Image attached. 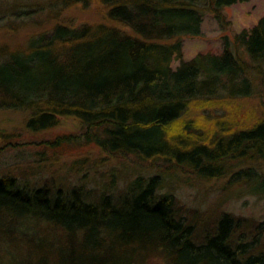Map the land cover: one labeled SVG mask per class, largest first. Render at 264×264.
Returning a JSON list of instances; mask_svg holds the SVG:
<instances>
[{
  "label": "trees",
  "instance_id": "obj_1",
  "mask_svg": "<svg viewBox=\"0 0 264 264\" xmlns=\"http://www.w3.org/2000/svg\"><path fill=\"white\" fill-rule=\"evenodd\" d=\"M98 1L99 22L58 21L23 48L0 46V111L24 113L36 135L76 124L29 142L36 163L75 184L0 177V264H264L238 235L241 217L223 213L199 240L161 192L192 174L264 196V15L224 36L221 53L184 60L205 12L225 27L224 9L247 0ZM8 136L0 127V142ZM123 166L135 175L120 194Z\"/></svg>",
  "mask_w": 264,
  "mask_h": 264
},
{
  "label": "rangeland",
  "instance_id": "obj_2",
  "mask_svg": "<svg viewBox=\"0 0 264 264\" xmlns=\"http://www.w3.org/2000/svg\"><path fill=\"white\" fill-rule=\"evenodd\" d=\"M224 14L225 27L211 12L204 13L201 35L185 37L183 40L184 60H190L199 53H221L224 36L233 41L235 34L253 26L264 15V0L234 3L224 9ZM101 16L98 0L91 1L87 6L81 3L73 4L72 0H0V46L23 48L32 35L50 29L58 21L79 25L99 22ZM236 51L248 60L243 49L237 48ZM180 62L181 60H174L173 67H177ZM255 80L256 89L263 93L259 77ZM25 117L21 112L0 111V127L9 134L8 139L0 142V177L10 169L11 174L23 178L24 181H31L32 186L48 183V186L52 187L50 184L53 183L56 188L61 185L67 188L68 185L75 184L76 177L68 176L66 171H54L46 162L43 165L36 163L31 157V154L34 155V147L30 144L31 141H39L41 137L49 138L59 133L74 131V120L63 118L57 127L36 135L24 128ZM63 162L68 164L70 160ZM63 162L60 166L67 170L69 165H64ZM128 165L131 167V162ZM120 168L124 172L118 178L115 188L117 193L124 194L130 179L135 175V170L129 171L126 166ZM146 170L144 169L145 173ZM51 173L60 178H51ZM95 174L97 175L98 171ZM228 182L226 178L180 174L161 192L168 191L177 197L182 215L194 224V233L199 240L213 231L223 213H228L243 219L238 235L241 234L247 240L257 243L254 253L264 254V196L251 194L238 184L230 186ZM90 185L97 187L95 183Z\"/></svg>",
  "mask_w": 264,
  "mask_h": 264
}]
</instances>
